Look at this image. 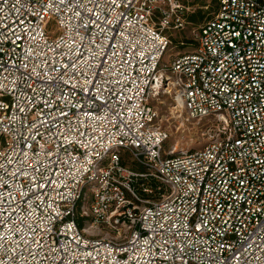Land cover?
<instances>
[{
	"label": "built area",
	"instance_id": "1",
	"mask_svg": "<svg viewBox=\"0 0 264 264\" xmlns=\"http://www.w3.org/2000/svg\"><path fill=\"white\" fill-rule=\"evenodd\" d=\"M184 10L0 0V264H264V0L164 64ZM166 99L198 149L165 150Z\"/></svg>",
	"mask_w": 264,
	"mask_h": 264
},
{
	"label": "rangeland",
	"instance_id": "2",
	"mask_svg": "<svg viewBox=\"0 0 264 264\" xmlns=\"http://www.w3.org/2000/svg\"><path fill=\"white\" fill-rule=\"evenodd\" d=\"M183 5L185 28L183 30H165L164 33L169 37L170 47L166 51L163 63L169 65L174 59L191 54L196 47V35L198 29L204 23L199 24L190 23L187 19L190 15L201 13L206 19H209L215 12L217 7V0H174ZM46 25H49L48 31L55 34L57 29L55 24L47 20ZM171 102L166 101L156 107L160 113V124L168 133V141L165 144V150L168 151L174 147L178 151H192L198 149L200 146L196 142L200 139V131L204 129L203 126H197L195 123H184V115L179 118L178 115L171 116L170 114ZM130 161V160H129ZM132 163L129 165V170L133 171ZM83 228L87 234L93 238H107L109 230L105 225L90 228L88 222L85 221Z\"/></svg>",
	"mask_w": 264,
	"mask_h": 264
},
{
	"label": "trees",
	"instance_id": "3",
	"mask_svg": "<svg viewBox=\"0 0 264 264\" xmlns=\"http://www.w3.org/2000/svg\"><path fill=\"white\" fill-rule=\"evenodd\" d=\"M217 6H218V0H217ZM216 10H217V7H216ZM216 10H215V12H216ZM215 12H214V14H215ZM213 14V15H214ZM212 15V16H213ZM211 16V17H212ZM210 17V18H211ZM209 18V19H210ZM190 23H193V24H199V23H201V22H205V21H207L208 19H206L203 15H201V13H196V14H192V15H190L189 17H188V19H187ZM120 164H121V166L123 165V166H129L130 165V161L128 160V158L127 157H125V158H123L121 161H120ZM132 186L135 188V189H137L138 188V181L137 182H133L132 183ZM81 227L83 226L82 225V223H80L79 224Z\"/></svg>",
	"mask_w": 264,
	"mask_h": 264
},
{
	"label": "bare ground",
	"instance_id": "4",
	"mask_svg": "<svg viewBox=\"0 0 264 264\" xmlns=\"http://www.w3.org/2000/svg\"><path fill=\"white\" fill-rule=\"evenodd\" d=\"M178 108V107H177ZM172 111H174V110H172ZM179 112H180V110H179ZM172 113V112H171Z\"/></svg>",
	"mask_w": 264,
	"mask_h": 264
}]
</instances>
